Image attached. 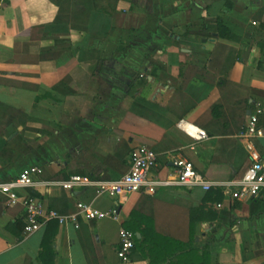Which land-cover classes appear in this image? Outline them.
I'll return each instance as SVG.
<instances>
[{
  "label": "crops",
  "instance_id": "0c3cea01",
  "mask_svg": "<svg viewBox=\"0 0 264 264\" xmlns=\"http://www.w3.org/2000/svg\"><path fill=\"white\" fill-rule=\"evenodd\" d=\"M147 1L0 0V179L38 165L41 183L21 196L66 215L79 201L120 214L26 235L24 207L0 195V264H150V248L174 243L199 259L209 244L206 264H264V194L169 185L112 198L47 183L120 178L139 146L158 154L152 177H174L183 156L211 180L239 178L250 158L238 135L253 114L264 159V0H152L151 13ZM220 17L233 39L213 30ZM191 125L208 138L193 139ZM122 227L141 244L128 261L117 255Z\"/></svg>",
  "mask_w": 264,
  "mask_h": 264
},
{
  "label": "built area",
  "instance_id": "2783aa9c",
  "mask_svg": "<svg viewBox=\"0 0 264 264\" xmlns=\"http://www.w3.org/2000/svg\"><path fill=\"white\" fill-rule=\"evenodd\" d=\"M258 122V116L253 114L238 135L246 143L245 146L250 158L248 168L239 178L227 181L211 180L198 171L190 159L183 156H179L173 161L175 165L174 177L167 179L152 177L151 170L158 163V154L147 146H139L131 152L129 169L120 178L94 179L88 175L73 174L66 179L47 183H56L69 191L80 187H92L97 196H110L112 198H122L137 192L152 195L161 187L181 185L200 187L206 191L213 187H222L234 199H255L264 194V159L254 141L261 134ZM189 129L190 133L187 132L195 140L208 138L206 131L197 126L191 125ZM42 172V167L30 165L25 167L17 176L7 180L0 179V195L5 197L6 203L8 205H22L25 209L24 233L26 235L37 232L52 220H57L61 224L70 222L76 227H79L80 217L88 220L105 218L120 220L117 207L104 211L92 203L79 201L77 210L66 215L56 209L46 208L43 201L34 195L21 196V189L41 183L36 179V176ZM134 247V232L122 227L119 231L118 257L122 261H128Z\"/></svg>",
  "mask_w": 264,
  "mask_h": 264
},
{
  "label": "trees",
  "instance_id": "16d2710c",
  "mask_svg": "<svg viewBox=\"0 0 264 264\" xmlns=\"http://www.w3.org/2000/svg\"><path fill=\"white\" fill-rule=\"evenodd\" d=\"M132 3L138 4V0H132ZM145 6H146L145 10L147 12L151 13L152 12V0H148L147 4H145ZM216 23L217 24L213 30L218 32L219 37L228 38V39H233L235 37L234 35H232L229 28H227L224 25L221 17L217 19ZM37 100L39 101V98ZM7 144H8V141L4 140L0 137V151L2 150L4 145H7ZM213 188H222V187H213ZM46 208H50V207L46 206ZM140 246H141V244L139 242V238H136L135 247L133 248V250L137 247H140ZM48 247H49V243H46L44 241L42 244V251L40 253L41 256L44 254V257H45V255L48 251ZM208 248H209V244L204 246L203 257L201 256V259L198 258V251H199L198 247H187V248H185V244L174 243L172 248L166 247L165 253H162L163 251L160 248L159 249H154V248L151 249L150 248V251H149V253H150L149 254L150 264L157 263V261L159 262V258L164 259V258H166V256H168L169 258L178 256V260L179 259L180 260L185 259L186 264H206V261L203 258L205 256H206V258L209 257ZM245 251L248 255L251 254V249H250V247H248L247 244H245ZM207 259H209V258H207ZM42 264H48V262L45 261V259H44V262ZM171 264H183V263H181L179 261V262H171Z\"/></svg>",
  "mask_w": 264,
  "mask_h": 264
}]
</instances>
